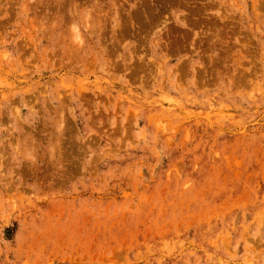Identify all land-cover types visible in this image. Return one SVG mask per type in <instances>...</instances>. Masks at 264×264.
<instances>
[{
    "label": "rangeland",
    "instance_id": "1",
    "mask_svg": "<svg viewBox=\"0 0 264 264\" xmlns=\"http://www.w3.org/2000/svg\"><path fill=\"white\" fill-rule=\"evenodd\" d=\"M0 264H264V0H0Z\"/></svg>",
    "mask_w": 264,
    "mask_h": 264
}]
</instances>
